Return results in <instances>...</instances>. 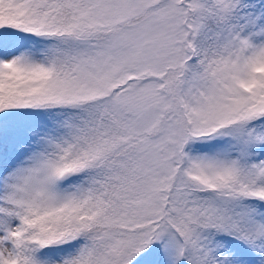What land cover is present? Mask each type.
Returning a JSON list of instances; mask_svg holds the SVG:
<instances>
[{"label":"snow or ice","instance_id":"obj_1","mask_svg":"<svg viewBox=\"0 0 264 264\" xmlns=\"http://www.w3.org/2000/svg\"><path fill=\"white\" fill-rule=\"evenodd\" d=\"M0 264H264V0H0Z\"/></svg>","mask_w":264,"mask_h":264}]
</instances>
